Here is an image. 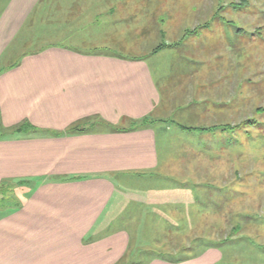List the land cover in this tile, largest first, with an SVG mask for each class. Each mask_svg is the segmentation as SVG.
<instances>
[{"label": "rangeland", "instance_id": "374dc122", "mask_svg": "<svg viewBox=\"0 0 264 264\" xmlns=\"http://www.w3.org/2000/svg\"><path fill=\"white\" fill-rule=\"evenodd\" d=\"M20 38L15 57L7 53L12 62L60 45L144 57L160 74L171 111L168 129L157 132L164 165L125 178L121 192L142 199L150 188L152 202L131 207L130 223L114 225L134 226L144 260L216 245L221 264H264V0H40ZM241 121L207 133L190 129Z\"/></svg>", "mask_w": 264, "mask_h": 264}, {"label": "crops", "instance_id": "0c3cea01", "mask_svg": "<svg viewBox=\"0 0 264 264\" xmlns=\"http://www.w3.org/2000/svg\"><path fill=\"white\" fill-rule=\"evenodd\" d=\"M39 2L0 0V264H221L216 245L144 260L145 245L129 232L134 226H114L130 223L131 207L152 202L150 188L142 199L121 191L125 178L164 165L157 132L168 129L171 116L165 84L139 56L48 45L10 61ZM181 41H161L149 54ZM195 83L185 84L187 98ZM94 116L84 131L67 132ZM217 128L228 125L190 127Z\"/></svg>", "mask_w": 264, "mask_h": 264}, {"label": "trees", "instance_id": "16d2710c", "mask_svg": "<svg viewBox=\"0 0 264 264\" xmlns=\"http://www.w3.org/2000/svg\"><path fill=\"white\" fill-rule=\"evenodd\" d=\"M196 30L194 29V30H191V31H186L187 33H191V32H195ZM162 46V44H159V45H157L154 49H153V51H156L157 49H159L160 47ZM98 117H96V116H94V117H89V118H85V119H80V120H78V121H76V122H74V123H72L68 128H67V132H82V131H84V129L85 128H83L82 126L83 125H85V124H88L87 122L88 121H90V120H96ZM146 121V119H143V120H141V123H143V122H145ZM25 122H23L22 124H21V126L24 124ZM240 125H242V123L241 124H237V125H233V126H228L229 128L231 127V128H235V127H237V126H240ZM215 127V126H214ZM21 127H17L15 130H17V129H20ZM210 129H212V127H210ZM0 189H3L2 187H0Z\"/></svg>", "mask_w": 264, "mask_h": 264}]
</instances>
